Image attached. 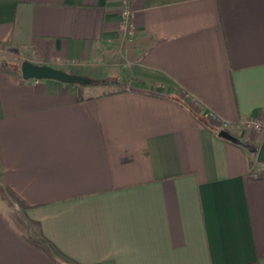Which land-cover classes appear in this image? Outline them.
Returning <instances> with one entry per match:
<instances>
[{
  "label": "crops",
  "instance_id": "1",
  "mask_svg": "<svg viewBox=\"0 0 264 264\" xmlns=\"http://www.w3.org/2000/svg\"><path fill=\"white\" fill-rule=\"evenodd\" d=\"M130 6L129 42L123 0H0L23 61L124 82L0 66V264H264V0Z\"/></svg>",
  "mask_w": 264,
  "mask_h": 264
},
{
  "label": "water",
  "instance_id": "2",
  "mask_svg": "<svg viewBox=\"0 0 264 264\" xmlns=\"http://www.w3.org/2000/svg\"><path fill=\"white\" fill-rule=\"evenodd\" d=\"M21 74L24 79H55L66 83L85 85L95 80L91 77L78 73H70L67 70L56 68L50 64H36L30 60H24L21 63ZM219 136L233 142L238 139L226 128L219 131ZM258 160L264 162V146L260 147L257 153Z\"/></svg>",
  "mask_w": 264,
  "mask_h": 264
},
{
  "label": "rangeland",
  "instance_id": "3",
  "mask_svg": "<svg viewBox=\"0 0 264 264\" xmlns=\"http://www.w3.org/2000/svg\"><path fill=\"white\" fill-rule=\"evenodd\" d=\"M23 59L24 53L20 48L11 45L0 44V61L10 62V68L20 66ZM115 68H107L108 71H98L97 73L90 70V72L88 71L84 76H90L95 79L98 84V92H109L118 89L124 84L123 80L119 77V72L116 71L118 68ZM4 202L3 208L7 213L10 214L11 217L15 218L20 215L19 207L15 206L8 200H4Z\"/></svg>",
  "mask_w": 264,
  "mask_h": 264
},
{
  "label": "built area",
  "instance_id": "4",
  "mask_svg": "<svg viewBox=\"0 0 264 264\" xmlns=\"http://www.w3.org/2000/svg\"><path fill=\"white\" fill-rule=\"evenodd\" d=\"M131 0H123V9H122V22H121V31L120 35L123 39L133 41L136 36V26L133 21V12L131 9ZM228 124H224L227 126ZM246 127L252 128L258 131L264 132V122L259 120H248L246 122Z\"/></svg>",
  "mask_w": 264,
  "mask_h": 264
},
{
  "label": "trees",
  "instance_id": "5",
  "mask_svg": "<svg viewBox=\"0 0 264 264\" xmlns=\"http://www.w3.org/2000/svg\"><path fill=\"white\" fill-rule=\"evenodd\" d=\"M22 63V62H21ZM0 66L8 71V72H11V73H14V74H18V75H21V64L20 66H15L14 68H10V62L8 61H0ZM70 73H77L76 71L74 70H70L68 71ZM80 86V89H79V93H78V98L79 99H84V93H83V90H82V86L83 85H79ZM19 200V199H18ZM23 205L24 203L19 200ZM49 248H48V253L53 256L54 258L57 256H60L65 262H70V261H73L71 258H69L67 255H65L63 252H61L52 242H49Z\"/></svg>",
  "mask_w": 264,
  "mask_h": 264
}]
</instances>
